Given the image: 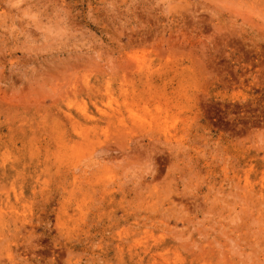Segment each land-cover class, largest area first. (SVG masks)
<instances>
[{
    "label": "rangeland",
    "instance_id": "obj_1",
    "mask_svg": "<svg viewBox=\"0 0 264 264\" xmlns=\"http://www.w3.org/2000/svg\"><path fill=\"white\" fill-rule=\"evenodd\" d=\"M0 264H264V0H0Z\"/></svg>",
    "mask_w": 264,
    "mask_h": 264
}]
</instances>
